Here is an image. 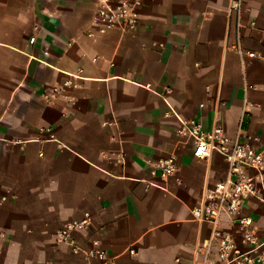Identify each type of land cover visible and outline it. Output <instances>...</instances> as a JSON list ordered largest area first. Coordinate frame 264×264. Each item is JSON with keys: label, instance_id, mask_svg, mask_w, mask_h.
Here are the masks:
<instances>
[{"label": "crops", "instance_id": "obj_1", "mask_svg": "<svg viewBox=\"0 0 264 264\" xmlns=\"http://www.w3.org/2000/svg\"><path fill=\"white\" fill-rule=\"evenodd\" d=\"M231 2L142 0L137 30L101 34L98 0H0V264H214L224 234L252 249L228 216L194 217L229 165L178 133L264 151V0ZM240 214L264 241V204ZM84 220L82 251L59 242Z\"/></svg>", "mask_w": 264, "mask_h": 264}, {"label": "built area", "instance_id": "obj_2", "mask_svg": "<svg viewBox=\"0 0 264 264\" xmlns=\"http://www.w3.org/2000/svg\"><path fill=\"white\" fill-rule=\"evenodd\" d=\"M243 0H232L230 11L240 15ZM142 0H98L95 19L97 31L107 34L111 30L122 32L135 31L139 25L140 7ZM251 27H254L252 22ZM241 28V25H238ZM91 35V34H90ZM240 54H244L239 50ZM48 55V52H45ZM255 57L254 53L247 54ZM75 78H78L75 76ZM77 87L72 82H66L65 89ZM60 89H55L57 93ZM188 136L194 141V156L198 160H206L215 152L222 156L229 165L227 178L207 190L203 196L202 204L193 210L194 217L199 221L211 223L214 227L220 225L222 218L228 216L232 225L240 232L241 243L252 246L250 251H242L233 234H224L217 239V261L214 264H258L264 262V241L256 237L255 221L251 217H242L240 212L246 201L254 199L264 204V151L252 146L231 140L222 127L205 130L202 126L182 123L178 132ZM163 177H169L177 172L173 162L159 166ZM89 220L70 222L65 224L57 233L59 242L68 243L76 252L82 251L74 239V235L86 230ZM210 244H204L207 256L210 253ZM132 254L135 252L132 250ZM259 254L254 257L253 254ZM90 259L105 261L108 254L104 250L86 252Z\"/></svg>", "mask_w": 264, "mask_h": 264}]
</instances>
